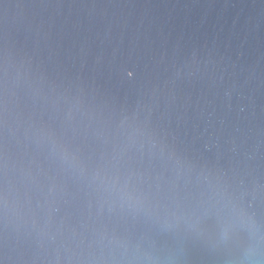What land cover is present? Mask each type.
Masks as SVG:
<instances>
[{"label": "water", "instance_id": "obj_1", "mask_svg": "<svg viewBox=\"0 0 264 264\" xmlns=\"http://www.w3.org/2000/svg\"><path fill=\"white\" fill-rule=\"evenodd\" d=\"M0 264H264V0H0Z\"/></svg>", "mask_w": 264, "mask_h": 264}]
</instances>
